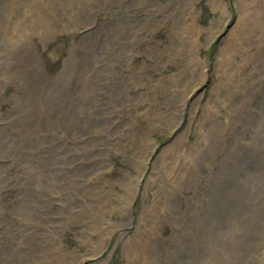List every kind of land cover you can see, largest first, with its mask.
<instances>
[{"label":"rangeland","instance_id":"rangeland-1","mask_svg":"<svg viewBox=\"0 0 264 264\" xmlns=\"http://www.w3.org/2000/svg\"><path fill=\"white\" fill-rule=\"evenodd\" d=\"M0 264H264V0H0Z\"/></svg>","mask_w":264,"mask_h":264},{"label":"bare ground","instance_id":"bare-ground-1","mask_svg":"<svg viewBox=\"0 0 264 264\" xmlns=\"http://www.w3.org/2000/svg\"><path fill=\"white\" fill-rule=\"evenodd\" d=\"M218 3V2H217ZM218 4H220V3H218ZM218 4H216L215 5V7H216V9H219L220 8V5H218ZM257 13V12H256ZM253 17H255L256 19H254V21H257L258 20V16L257 15H253ZM236 32V31H235ZM239 33V32H238ZM221 52H223V51H221ZM29 55V54H28ZM221 55V54H220ZM26 58V57H25ZM243 60H244V58H243ZM32 61V60H31ZM37 61V60H36ZM246 61V60H245ZM40 62V61H39ZM195 62V61H194ZM38 67V66H37ZM230 67V66H229ZM35 68V67H34ZM230 70V69H229ZM232 70V69H231ZM40 71V70H39ZM44 72V71H43ZM45 75V74H44ZM40 76V75H39ZM41 77V76H40ZM46 77V76H45ZM257 177V176H256ZM250 179V178H249Z\"/></svg>","mask_w":264,"mask_h":264}]
</instances>
